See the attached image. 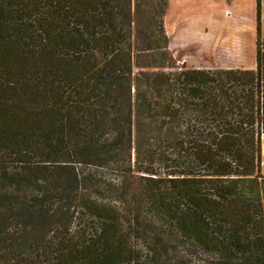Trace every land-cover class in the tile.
Here are the masks:
<instances>
[{
    "label": "trees",
    "instance_id": "1",
    "mask_svg": "<svg viewBox=\"0 0 264 264\" xmlns=\"http://www.w3.org/2000/svg\"><path fill=\"white\" fill-rule=\"evenodd\" d=\"M263 3L256 69L153 73L171 92L161 111L133 69L138 43L167 48L169 0H0V264H192L191 251L264 264ZM148 120L139 181L161 222L152 244L132 207L95 206L81 192L98 176L77 174L137 151ZM78 211L97 219L92 236L71 235ZM19 239L31 255L4 258Z\"/></svg>",
    "mask_w": 264,
    "mask_h": 264
},
{
    "label": "rangeland",
    "instance_id": "2",
    "mask_svg": "<svg viewBox=\"0 0 264 264\" xmlns=\"http://www.w3.org/2000/svg\"><path fill=\"white\" fill-rule=\"evenodd\" d=\"M261 11L263 25L261 39L264 41V3ZM256 16L257 0H169L165 16L167 48L159 53L140 42L138 49H135L133 78L138 80L135 88L138 87L141 90L139 96L147 94L146 97L152 105L162 111L166 106L165 103L170 99L171 92L162 86L161 81L157 80L151 84L150 75L153 73L176 74L181 70L200 69H256V44L253 40L256 38L257 42V34L253 31L257 23ZM141 74L149 75L141 76ZM149 123L152 125L149 120L146 121L141 131H138V127L135 126L133 134L137 151L133 150L130 156L120 155L117 161L103 167L77 166V174L83 176L92 172L98 176L94 186L88 187V191L81 192L83 197L84 195L89 197L96 204L95 206L117 209L118 212L127 211L128 208L125 207L128 205L132 207L131 213L138 216L142 224H150L155 229L150 230L146 227L148 237L143 238L148 244H152L151 238L158 231L157 229L161 228V222H157L153 217L150 218L148 214L145 215L148 200L144 201V197L141 196L139 181L141 168L147 166L142 162L147 158L149 143L153 139L151 134L154 129L149 127ZM260 151L261 174L264 177V134ZM138 153L141 154L140 165ZM156 166L163 170L162 166L155 164ZM65 174L66 172H62L60 178L64 179ZM160 174L163 176L164 172L161 171ZM125 186L131 188L122 194ZM134 197L137 202L133 200ZM80 215L82 217L72 223L71 235L81 230L84 232V237L92 236L97 219L90 213L80 212ZM52 236L53 233H49L48 237ZM79 236L83 234L74 237L78 239ZM20 240H17V247L13 248L14 253L10 248L3 251L2 256L11 260L18 256L25 258L31 255L32 249L24 248ZM177 242L174 239L168 244L177 245L176 255L179 257V253L184 254L188 250ZM188 255L192 257V264L201 262L208 264L209 260L215 264L213 258L209 257L210 254L191 251Z\"/></svg>",
    "mask_w": 264,
    "mask_h": 264
},
{
    "label": "crops",
    "instance_id": "3",
    "mask_svg": "<svg viewBox=\"0 0 264 264\" xmlns=\"http://www.w3.org/2000/svg\"><path fill=\"white\" fill-rule=\"evenodd\" d=\"M233 1H239V0H233ZM230 15L232 16V13H230ZM263 26V25H262ZM254 27V26H253ZM253 31H255L256 32V34H257V23H256V27H254L253 28ZM255 32H253V33H255ZM254 41H255V44H256V38L255 39H253ZM223 70H229V69H223ZM242 70H247V69H242ZM255 70V69H254Z\"/></svg>",
    "mask_w": 264,
    "mask_h": 264
}]
</instances>
